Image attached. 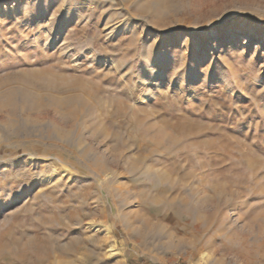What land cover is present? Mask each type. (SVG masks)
<instances>
[{"label":"rangeland","instance_id":"rangeland-1","mask_svg":"<svg viewBox=\"0 0 264 264\" xmlns=\"http://www.w3.org/2000/svg\"><path fill=\"white\" fill-rule=\"evenodd\" d=\"M241 15L264 0H0V264H264Z\"/></svg>","mask_w":264,"mask_h":264},{"label":"trees","instance_id":"trees-1","mask_svg":"<svg viewBox=\"0 0 264 264\" xmlns=\"http://www.w3.org/2000/svg\"><path fill=\"white\" fill-rule=\"evenodd\" d=\"M239 17L245 18V19H246L247 21H249V22H259V23H261V24H264V21H259L256 17H254V16H252V15H241V16H236V17H233V18L229 19V21H231V20H235V19H237V18H239ZM180 29H181L180 27L176 28V30H180Z\"/></svg>","mask_w":264,"mask_h":264}]
</instances>
